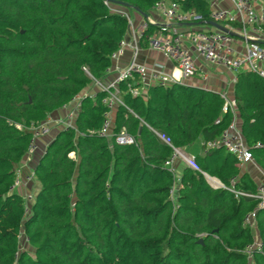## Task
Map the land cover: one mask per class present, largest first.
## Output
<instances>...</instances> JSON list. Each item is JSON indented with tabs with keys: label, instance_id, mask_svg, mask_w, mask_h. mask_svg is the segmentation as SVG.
<instances>
[{
	"label": "trees",
	"instance_id": "1",
	"mask_svg": "<svg viewBox=\"0 0 264 264\" xmlns=\"http://www.w3.org/2000/svg\"><path fill=\"white\" fill-rule=\"evenodd\" d=\"M114 1L146 16L160 1L176 2L210 22L206 0ZM113 7L104 0H0V264H264V209L258 199L232 192L255 195L257 187L234 155L207 148L232 121L217 93L174 84L133 96L130 90L141 85L122 83L125 107L117 110L113 134L125 130L137 141L132 146L99 135L106 94L86 96L75 126L58 129L36 165L33 200L13 190L31 127L112 67L129 30ZM158 30L150 26L141 43L148 46ZM234 101L242 135L264 172V79L240 72ZM199 140V171L184 169L175 201L165 162ZM251 213L262 249L251 251L250 261L255 239L245 219ZM22 236L32 253L20 249Z\"/></svg>",
	"mask_w": 264,
	"mask_h": 264
},
{
	"label": "built area",
	"instance_id": "2",
	"mask_svg": "<svg viewBox=\"0 0 264 264\" xmlns=\"http://www.w3.org/2000/svg\"><path fill=\"white\" fill-rule=\"evenodd\" d=\"M210 6V22L217 24H228L226 27L236 36L218 31L214 28L210 30L192 29L195 26L204 23L203 18L190 11L184 12L176 2L160 1L154 10L159 11L162 18L167 24H159L158 22L148 19L140 27L139 41L150 26H157L159 30L147 38L148 47L154 51L161 53L167 60L176 65L184 79L194 78L198 75L196 61L190 51V48L185 45V41L189 42L195 48L198 56L205 62L211 65L220 66L234 75V83L237 82V75L242 72H254L264 79V0H206ZM230 3L231 8H222L221 5ZM107 4V3H106ZM108 5V4H107ZM127 18L129 32L133 29V23L126 14H120ZM191 28V29H190ZM188 29V30H187ZM185 30V31H183ZM241 41L242 50L235 47L236 41ZM134 46V45H133ZM129 44L123 40L119 44L118 50L111 56L112 65L124 57ZM134 58L124 68H118L116 71V79L109 84H101L96 81L99 92L105 93L106 98L103 103L108 111L104 116V122L99 135L107 138L115 139V143L121 146L137 145L135 138L130 136L125 130L120 131L116 136L113 134L114 119L112 111L116 107H125L120 98V85L122 83L137 81L143 89H148L152 86L170 87L175 84L174 75L167 74L162 69H148L146 66L137 62L138 44L133 47ZM113 66L107 70L106 74L110 73ZM130 93L133 96H139L138 89H131ZM224 99L223 112L232 115V121L221 137L213 143H208L207 148L213 149L216 147L224 148L228 153L235 156L240 168L246 164L254 163V159L250 153L249 147L242 135L241 129L237 123V105L234 100H230L226 95H222ZM78 111V110H77ZM73 117L71 115L66 120L54 123L51 119L46 122L32 126L30 132L32 139L29 143L27 156L34 153L37 149V141L50 134L54 126L64 129L73 128ZM159 139L167 144H171L170 138L163 133L154 132ZM261 145L258 144L257 147ZM176 159H181L193 171H199L195 163L194 157L184 155L180 149H175L174 154L168 161L165 162V167L173 172V162ZM13 187L17 191L23 184L18 177ZM210 184L214 187H223L222 183L205 175ZM34 180V173L26 177L25 182L31 183ZM215 180V181H213ZM235 196L243 195L254 197L259 201V208L264 209V185L257 187L255 195H249L237 191H232ZM173 196V191H172ZM26 202L30 203L33 200L32 196L25 197ZM28 205V204H27ZM256 214L251 213L245 219V224L252 229L256 226ZM261 251L262 246L260 240L255 241L254 245L248 251L249 260L251 261L253 250ZM252 264V263H250Z\"/></svg>",
	"mask_w": 264,
	"mask_h": 264
},
{
	"label": "crops",
	"instance_id": "3",
	"mask_svg": "<svg viewBox=\"0 0 264 264\" xmlns=\"http://www.w3.org/2000/svg\"><path fill=\"white\" fill-rule=\"evenodd\" d=\"M222 8H231L230 3H225L221 5ZM112 10L118 14H126L129 19L133 23V29L126 35V42L129 44V47L126 49L124 57H122L118 62L113 64V70L106 74L101 84H109L116 79V67L124 68L126 67L134 58V49L133 47L138 44V54L136 60L138 63L146 66L148 69H162L167 74L174 75L176 82L175 84H180L187 87L199 88L209 92L217 93L222 95H226L230 100H234V89L235 83L233 81L234 75L227 71L225 68L220 66L211 65L210 63L205 62L202 58H200L195 51V48L190 45L189 42L185 41V45L190 48V51L196 61V66L199 70L198 75L194 78L184 79L180 73V71L176 68L173 62L167 60L161 53L150 49L148 46H144L141 41H139L140 36V27L142 24L148 19L154 20L159 24H167L166 20L162 18V15L159 11L152 10L151 13L144 17L143 15L137 13L136 11L130 9H124L121 7L114 6ZM212 27L207 24H200L198 26L193 27L192 29H204L210 30ZM191 29V28H190ZM188 30V29H187ZM185 31V30H183ZM134 45V46H133ZM235 47L240 51L243 49V45L241 41H236ZM140 96L146 97L147 89L139 88ZM99 92V88L97 83H93L90 87H88L81 96L77 97L71 104L62 108L61 110L50 115L49 119H51L54 123L66 120L71 115L73 117V124L75 126L76 117L78 111L80 110V101L82 98L86 96H91L94 98L95 94ZM119 107H116L112 111V117L115 123V116ZM78 110V111H77ZM237 123L241 128L242 121L239 117L238 111ZM20 128V127H19ZM62 127L54 126L52 131L55 132L54 136L49 134L48 136L41 138L37 141V149L33 154L26 156L23 161L18 165L17 172L19 173L18 177L23 182L22 186L16 191L18 194L23 197L26 196H34L38 191V184L34 180L31 183H26L25 179L32 173H34V169L38 164L40 158L45 153L47 146L52 142L55 137L58 129ZM202 141H197L193 146L188 148L180 149V151L188 156L195 157L197 155L202 154ZM73 156V155H72ZM185 168H189L181 159H176L173 162V170L176 173L174 176L175 184L173 188V198L177 201L178 193L181 187L180 179L182 177V173ZM243 174H247L253 183L258 187L259 185H264V172L263 170L254 162L246 164L244 167L240 168ZM256 224V223H255ZM252 234L254 236L255 241L259 239V232L257 230V224L252 229Z\"/></svg>",
	"mask_w": 264,
	"mask_h": 264
},
{
	"label": "water",
	"instance_id": "4",
	"mask_svg": "<svg viewBox=\"0 0 264 264\" xmlns=\"http://www.w3.org/2000/svg\"><path fill=\"white\" fill-rule=\"evenodd\" d=\"M107 4H110V5H113V6H117V7H121V8H124V9H130V7L127 5V4H124V3H121V2H117V1H114V0H104ZM135 11L141 15H143L138 9H135ZM144 17H147L146 15H143ZM207 25L211 26L212 28L218 30V31H221L223 33H226V34H229L230 36H236L234 33H232L231 31H229L226 27L220 25V24H217V23H214V22H209L207 23ZM200 243H202V241H200Z\"/></svg>",
	"mask_w": 264,
	"mask_h": 264
},
{
	"label": "rangeland",
	"instance_id": "5",
	"mask_svg": "<svg viewBox=\"0 0 264 264\" xmlns=\"http://www.w3.org/2000/svg\"><path fill=\"white\" fill-rule=\"evenodd\" d=\"M50 134H51L52 136H54L55 132L52 131V129H51ZM53 139H54V138H53ZM173 174H174V176H176V173H175L174 170H173ZM20 249H21V250H28L30 253L33 252V250L29 247V245H28V243H27V241H26V239H25L24 236H22V237L20 238Z\"/></svg>",
	"mask_w": 264,
	"mask_h": 264
},
{
	"label": "bare ground",
	"instance_id": "6",
	"mask_svg": "<svg viewBox=\"0 0 264 264\" xmlns=\"http://www.w3.org/2000/svg\"><path fill=\"white\" fill-rule=\"evenodd\" d=\"M213 181H215V180H213Z\"/></svg>",
	"mask_w": 264,
	"mask_h": 264
}]
</instances>
